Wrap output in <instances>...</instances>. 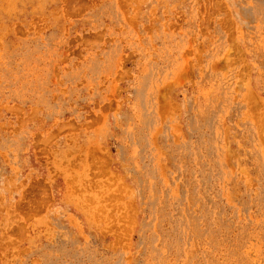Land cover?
Wrapping results in <instances>:
<instances>
[{
    "label": "rangeland",
    "instance_id": "rangeland-1",
    "mask_svg": "<svg viewBox=\"0 0 264 264\" xmlns=\"http://www.w3.org/2000/svg\"><path fill=\"white\" fill-rule=\"evenodd\" d=\"M0 264H264V0H0Z\"/></svg>",
    "mask_w": 264,
    "mask_h": 264
}]
</instances>
